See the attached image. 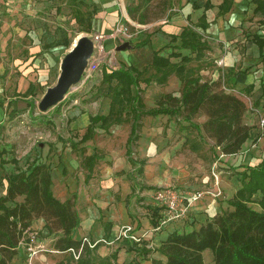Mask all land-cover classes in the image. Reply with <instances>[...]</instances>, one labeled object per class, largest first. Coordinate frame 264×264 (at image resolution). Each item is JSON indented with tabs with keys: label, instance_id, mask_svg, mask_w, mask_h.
I'll use <instances>...</instances> for the list:
<instances>
[{
	"label": "rangeland",
	"instance_id": "374dc122",
	"mask_svg": "<svg viewBox=\"0 0 264 264\" xmlns=\"http://www.w3.org/2000/svg\"><path fill=\"white\" fill-rule=\"evenodd\" d=\"M106 1L108 0H20L7 6L12 11L3 10L0 13L5 16L2 20L3 28L10 29L6 36L0 38L1 62L6 64L5 70L0 73V80L3 83L7 81L11 87H14V91L10 92L11 95L8 92L10 97L17 96L18 99H30L34 102L29 111L19 110V113L13 114L7 111L9 106L4 111L0 123V151L3 150L0 155V178L3 180L0 194L6 184L4 174L24 170L33 160L48 166L53 180L50 188L56 198L61 197L65 192H74L75 188L72 185H76L75 181L80 179V182H88L90 174L87 175L89 173L87 166L83 164L87 149L85 154H80L78 151L80 144L76 141L81 131L83 132L86 121L88 122L87 116L99 114L104 105L102 99L104 95L99 90L104 83L103 71L119 68L121 60H127L128 54L133 52L132 45L146 35L152 34L162 22L169 20L173 12L183 7L182 0H150L137 12L146 21L140 24L131 19L126 11V8L133 7L138 0H113V5H109ZM116 9L119 10L120 16L117 19L114 16L112 19L108 12ZM99 13L103 17H99ZM117 22L127 27L129 37L121 34L116 37L108 36ZM88 25H90L89 29H87ZM99 34L105 36L97 37ZM80 35H86L94 41L92 55L88 59L80 81L72 85L55 106L44 112L39 111L37 108L39 99L46 88L55 83L61 59ZM108 40L116 41L118 45L128 41L130 47L117 50L106 42ZM100 46L103 47L102 50ZM174 46L168 44V49L164 51H171ZM211 64L209 59L202 62L203 67H209ZM30 83L33 85V90L25 96L24 91ZM106 85L108 84L103 86ZM143 87L144 83H141L140 93L143 103L147 108L155 106L156 100L151 96L147 100ZM156 92L150 90L149 94L153 95ZM205 118L200 112L193 119V123L201 125ZM140 121L141 126L132 146L131 156L145 160L141 165V172L138 171L139 164H130L126 160L125 139L129 134L130 121L113 125L107 131L99 130L96 125L97 134L94 140H91L94 144L103 146L97 149L99 155L104 157L108 154L105 160L99 158L96 166L100 163L112 166L121 162L124 167L125 163L126 168L116 173L124 176L132 186V190L136 191L131 194L129 202L135 217L139 215L144 220H150L154 208L150 191L164 187H174L183 194L202 192L199 201L207 198L216 199L217 203L215 201L214 205L217 204L220 211L228 208L226 197L231 195L238 184L239 174L244 169H236L238 166L231 165L224 167L220 164L221 158L217 160L218 149L212 147L211 140L200 139L195 127L179 116L146 120L142 115ZM71 143L76 148L71 149ZM194 144L197 145L196 150H193ZM60 147L62 149L68 147L73 154L79 156L76 163L72 161L73 157L66 159L69 174L60 160L58 153ZM233 175L237 176V181L230 182L226 179ZM66 180L72 183L68 189ZM217 191V195H211V192ZM72 195L75 194H70L69 198ZM17 199L21 200L22 196ZM198 200L188 207L183 217L170 220L161 230L166 229L169 224L170 228L179 231L190 230L193 224L199 222L193 213ZM196 209L197 212L207 213L203 208ZM211 209L208 212L213 215L215 208ZM211 215L206 214L201 220ZM162 217L164 218V214L160 215V218ZM158 219L159 217L157 221ZM50 222L52 229L49 234L54 238L53 244L56 237L61 235V231L55 228L52 220ZM51 253L53 259L47 264H58L57 255L60 251L56 249ZM68 254H63L61 261L74 264L75 258L71 259ZM203 259L205 264H213L210 250L203 251ZM116 260L115 263L112 260V263L117 264ZM133 262L139 261L133 259Z\"/></svg>",
	"mask_w": 264,
	"mask_h": 264
},
{
	"label": "trees",
	"instance_id": "16d2710c",
	"mask_svg": "<svg viewBox=\"0 0 264 264\" xmlns=\"http://www.w3.org/2000/svg\"><path fill=\"white\" fill-rule=\"evenodd\" d=\"M148 1L150 0H138L133 7L126 8L129 17L140 24L145 23L144 17L137 12ZM254 1L257 2L254 11L264 7V1ZM106 2L109 5L114 4L113 0ZM231 2L232 0H222L218 12L227 11ZM192 7L197 8V5L192 2ZM208 7L206 2L204 9ZM98 15L103 17L101 13ZM108 15L117 19L120 12L116 9L109 11ZM208 24L202 13L195 23L188 20V24L178 35H171V41L179 40V45L173 48L188 49L189 54L172 50L164 55L161 49H158L153 51L151 62L140 69L129 63H121L117 69L104 70L102 82L108 84L109 111L105 115H90L85 132L76 143L90 138L96 124L106 130L111 124L130 121L126 155L131 164H139L138 171L141 172L144 160L131 157V149L141 126L140 117L167 114L179 116L183 121L192 124L198 137L211 140L212 147L217 148L219 153L229 155L239 152L248 135L249 126L244 122V115L249 107L240 93L224 90L220 77L210 80L203 78L200 73L204 68L202 62L206 61L205 53L210 49V45L203 38L202 32L196 28L204 30ZM89 28L90 25L87 29ZM147 36L134 46L146 44ZM258 42L261 48L263 42ZM171 57L177 59L171 61ZM172 75L179 79V96L173 95L172 92L162 93L156 100V105L147 108L142 101L140 84L147 85L152 81L165 84ZM32 90L33 85L30 83L24 92L25 96ZM22 102L24 106L12 110L11 113L17 114L19 110L25 109L29 111L34 105L30 99L23 98ZM200 112L206 118L198 125L193 123V119ZM72 144L71 147L75 148ZM196 149L197 145L194 144L193 150ZM2 152L3 150L0 155ZM83 152L84 149L81 150L82 154ZM98 157L96 151L92 155L84 156L83 164L89 171ZM243 167L244 170L239 174V187L226 200L228 208L204 218L190 230L169 231L156 247L164 259L150 258V264H205V250H210L213 264H264V156L257 164ZM3 178L6 184L4 193L0 194V264H9L18 251V244L24 232L29 230L31 220L38 217L43 218L49 232L52 229L50 220L55 228L61 231V235H58L53 243L55 249L69 252L71 259L73 256L70 248L75 252L80 250L77 259L73 261L74 264H113L112 260L115 263L116 252L105 257L97 254L99 241L89 247L86 242L70 236L71 230L79 224L75 195L64 201L53 195L50 188L51 176L46 164L33 160L24 170L5 173ZM19 196H22L21 200L17 199ZM153 214L155 216L150 222L155 227L158 221L156 212ZM104 228L107 233L106 224Z\"/></svg>",
	"mask_w": 264,
	"mask_h": 264
},
{
	"label": "crops",
	"instance_id": "0c3cea01",
	"mask_svg": "<svg viewBox=\"0 0 264 264\" xmlns=\"http://www.w3.org/2000/svg\"><path fill=\"white\" fill-rule=\"evenodd\" d=\"M18 1L20 0H0V13L3 10L6 12L12 11V9L7 6H11ZM192 2L197 5V8L192 7ZM206 2H208L209 7L204 9V4ZM221 2L222 0H182L181 4L183 7L179 11L173 12L169 20L162 22L152 34L147 36L148 41L146 44L140 47L132 45L133 52L128 54L127 60H121L120 64L129 63L140 69L142 66L151 62L153 51L161 49V52L167 55L170 51L165 52L164 50L168 49V44L175 46L179 45L178 39L176 41H171V35H178L182 28L188 24V20L195 23L201 14L204 13L206 22L209 24L204 30L199 27L196 29L202 32L203 38L210 45V49L206 51L205 55L206 59H209L212 64L209 67L201 69L200 73L206 75V78L210 80H216L220 77L221 85L225 91L240 93L246 102L249 103V109H247L244 115V122L249 126L247 138L242 144L239 152L229 155L223 154L222 157H220L221 161L219 163L224 167L228 165L230 167L231 165L233 167L238 166L236 169H244V165H255L264 156V128L261 129L259 127V118L264 115V7L261 6L258 11H254L257 6V2L254 0H232L229 9L223 13H219L218 6ZM4 17L5 16L0 14V38L6 36L8 31H10V29H5L2 26ZM8 23H10V20ZM258 41L263 42L261 48L259 47ZM106 42L112 47L118 46L116 41L108 40ZM173 51H178L181 54H189V50L185 48H173ZM170 59L171 61L175 60L172 57ZM5 67L6 64L1 62L0 53V73L5 70ZM107 71L110 70L107 69ZM104 84L106 83H103L99 88L100 92L104 95L102 98L104 100V105L99 113L103 115L108 113L110 106V99L106 95L108 85L105 87L103 86ZM170 84H173V86H170ZM143 88L147 100L149 96L157 100L164 92H172L173 95L179 96V79L177 76L172 75L165 84H156L152 81L147 85L144 84ZM150 90H156L157 92L156 94L150 95ZM12 91H14V87H11L7 81L3 83L0 80V123L5 114L4 111L7 109L6 107L9 106L7 111L11 112L12 110L18 109V107L24 106L22 100H19L20 98L18 99L17 96L10 97L8 95V92L12 93ZM19 101L23 105L19 104ZM3 105H5L4 108ZM90 115L87 116L88 122L86 121L85 128L83 132L81 131L79 134L77 141L80 140L82 134L85 132ZM143 116L146 120L151 118H155V120L167 119L170 117L167 114ZM119 124L121 123L111 124L106 131L109 130L111 126ZM96 125L100 128L99 130H105L101 128L99 124ZM96 125L93 135L87 140L78 143L80 144L78 148L80 154H82V149H84L83 154H85L87 149V155L84 156L92 155L95 151L98 154L97 149L103 147L91 141L94 140L97 134ZM71 149L68 147L62 149V147H60L58 151L60 160L65 166V170H67V158L72 159L73 157L72 161L76 163V159L79 157L73 154ZM218 154L219 151H217V156ZM98 156L96 161L99 158L103 160L108 158V154L104 157L99 154ZM126 160L129 162L128 158ZM139 160L144 159L141 158ZM96 161L91 171H89L87 167V171L89 172L87 175L90 174V176L88 175V182H80L79 179L75 181L76 185H72L75 188V191L72 193L75 194V208L79 224L71 230L70 236L75 240H81L83 237H86L89 241H99L100 244H98L96 249L97 254L101 257H105L112 252H116L117 264H134L133 259L139 261L140 264H150V258L163 260L164 257L156 250V247L173 228H170L171 225L169 224L164 230L160 229L153 231L154 226L150 222L151 218L155 216L153 212H156V216L160 218V215L163 214L162 208L152 199L154 208L152 209L150 220H144L139 217V215L135 217L129 202L132 196L131 194L136 193V191L132 190V186H130L128 180H125L124 176L120 175V173H118L119 175L116 173V171L126 168L125 163L124 167L121 162L115 163L112 166H109L107 163H100L96 166ZM66 172L69 174L68 170ZM50 176H52V174H50ZM226 179L230 182H232V180L237 181V176L233 175L230 176V178L226 177ZM0 180L2 179L0 178ZM67 180L66 182H68L69 186L67 183L65 184H67L68 189L72 183ZM51 182L53 183L52 178ZM237 182L238 184H236L231 195L240 185L239 181ZM3 193L4 189L2 194ZM72 193L65 192L61 197L57 198L60 201H64L68 199L69 195ZM150 193H153L152 190ZM231 195L227 196L226 199ZM215 201L217 203L216 199L207 198L206 200H198L195 206L196 208H203V210L207 212V215H211L208 211L212 210L211 208H215L212 213L214 215L216 212L220 211V207L217 206V204L214 205ZM196 208L193 213L197 221L200 222L202 221V216L206 214L197 212L198 209ZM198 223L193 224L192 227H196ZM105 224L108 226L107 233H105ZM124 225H130L132 227L131 233L140 236L141 240L139 242H134L129 238L120 236V228ZM28 232L36 233V240L34 242L36 252L34 254H31L26 249ZM53 239L54 238L45 227L43 218L38 217L32 219L29 230L23 235V241L19 242L18 251L9 264H44L45 262L47 264L51 262L53 259V254L51 252L56 250L52 244ZM134 243L137 245L133 246ZM145 250L150 251L145 252ZM41 251L43 253L40 254ZM65 253L68 254L69 252L60 251L59 255H57L59 257L58 264H64L66 262L61 261Z\"/></svg>",
	"mask_w": 264,
	"mask_h": 264
},
{
	"label": "built area",
	"instance_id": "2783aa9c",
	"mask_svg": "<svg viewBox=\"0 0 264 264\" xmlns=\"http://www.w3.org/2000/svg\"><path fill=\"white\" fill-rule=\"evenodd\" d=\"M119 34L125 35L126 37H129V34L127 32V27L124 26L122 23L117 22L116 25L111 30L110 35L111 37H116ZM104 34H99L97 37H103ZM96 38V36H95ZM100 49L102 50L103 47L100 46ZM259 127L261 129L264 128V115H262L259 118ZM222 153L218 154V159L222 157ZM202 192L197 193H190V194H183L180 190L175 189L174 187H164V188H158L155 189L152 193V197L156 203L159 204V206L162 208V212L164 214V218H159L157 225L153 228V231L160 230L167 222L174 219H179L183 217L185 212L187 211L188 207H190L191 204L195 200L201 197ZM212 195H217V192H211ZM132 227L130 225H124L120 228L119 235L124 236L126 238L131 239L134 242H139L141 240V237L138 235H135L134 233H131ZM26 232V231H25ZM24 232V233H25ZM27 245L26 249L31 253L34 254L36 252L34 242L36 240V233L35 232H28L27 233ZM82 242H86L89 247L94 246V244L97 241H89L86 237H83ZM20 241H23V237ZM70 251L72 252V255L75 259H77L79 255V251H74L70 248Z\"/></svg>",
	"mask_w": 264,
	"mask_h": 264
},
{
	"label": "water",
	"instance_id": "95a60500",
	"mask_svg": "<svg viewBox=\"0 0 264 264\" xmlns=\"http://www.w3.org/2000/svg\"><path fill=\"white\" fill-rule=\"evenodd\" d=\"M128 41L119 44L116 49L129 48ZM94 49V41L86 35H80L64 54L59 65V74L52 86L46 88L37 103L39 111L44 112L59 103L68 89L78 83L83 75L88 59Z\"/></svg>",
	"mask_w": 264,
	"mask_h": 264
},
{
	"label": "bare ground",
	"instance_id": "6f19581e",
	"mask_svg": "<svg viewBox=\"0 0 264 264\" xmlns=\"http://www.w3.org/2000/svg\"><path fill=\"white\" fill-rule=\"evenodd\" d=\"M76 39H77V38H76ZM76 39H75V40H76ZM75 40H74V42H75ZM72 44H73V43H72Z\"/></svg>",
	"mask_w": 264,
	"mask_h": 264
}]
</instances>
